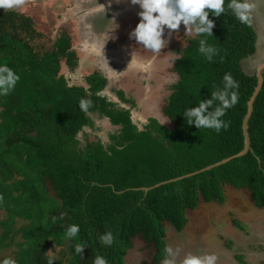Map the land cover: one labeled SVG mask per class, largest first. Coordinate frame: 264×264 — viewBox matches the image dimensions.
<instances>
[{
	"label": "trees",
	"instance_id": "1",
	"mask_svg": "<svg viewBox=\"0 0 264 264\" xmlns=\"http://www.w3.org/2000/svg\"><path fill=\"white\" fill-rule=\"evenodd\" d=\"M210 19L215 27L208 43L219 55L207 61L197 51L201 37L195 35L178 50V79L163 109L173 125L151 117L139 127L131 108L104 93L108 77L102 72L86 76L85 84L70 82L64 67L79 65L70 34L47 46L41 41L47 33L35 18L0 9V64L20 75L14 90L0 96V215H6L0 221V248L22 237L16 264H47L55 247L69 254L68 263L57 259L54 264H93L97 254L109 264H126L136 237L154 245L159 264L166 223L183 231L187 211L202 201L225 203L227 186L248 189L254 204L264 208V84L250 119L253 151L148 193L134 189L198 171L245 147L243 122L258 78L246 74L241 61L256 51L257 32L230 14ZM229 72L240 87L238 103L223 117L230 121L227 130L187 125L183 111L211 98ZM114 91L123 103L136 105L123 89ZM82 98L92 101L87 112L79 108ZM95 115L118 127L107 142L87 130L93 129ZM72 224L80 225V234L69 241L65 232ZM107 231L115 236L112 246L98 242ZM81 241L87 244L82 257L74 252Z\"/></svg>",
	"mask_w": 264,
	"mask_h": 264
},
{
	"label": "rangeland",
	"instance_id": "2",
	"mask_svg": "<svg viewBox=\"0 0 264 264\" xmlns=\"http://www.w3.org/2000/svg\"><path fill=\"white\" fill-rule=\"evenodd\" d=\"M97 9L108 13L111 20L109 28L112 30L106 35L105 25L101 29L104 36L102 42L96 43L93 39H87L86 42L83 23L87 24L89 17ZM16 10L36 19L37 27L47 33L43 38L45 41L41 40L47 46L61 34L71 32L69 23L59 26L58 21L66 16L70 22V16L74 12L72 42H76L78 47L81 45L75 51L77 55L80 53L82 57H86V62L84 59L82 69L77 67L69 72L70 82L85 84L86 76L100 71L110 79L107 88L111 86V94H116L114 90L123 89L127 97L135 99L134 107L120 99L116 100L122 106L132 109L139 127L148 123L151 117H157L169 126L173 125L163 109L172 92L171 86L178 79L174 61L179 56L178 50L186 46L188 39L194 36L185 34L183 24L178 31L173 32L167 47L157 55L137 45L130 38V32L139 22L138 6L131 5L130 0H26L24 6ZM61 20L65 21L64 18ZM167 32L166 29L165 35ZM91 42L92 45L96 43L99 49L88 48L87 44L90 45ZM102 46L108 61L101 60L98 55ZM149 61L151 63L146 67L145 64ZM107 88L105 90L110 92ZM94 118L93 129L89 127L87 130L107 142L118 127L113 126L105 117L95 115ZM80 137L85 140L83 132ZM90 139L94 137L91 136ZM48 188L54 196L51 184H48ZM226 193L225 203L202 201L197 209L188 210L189 222L183 231L179 232L169 222L166 223L167 245L180 250L177 264L188 253H215L219 257L217 264H264V208L254 204L248 189L227 186ZM4 218L5 214L0 215V221ZM21 238L16 237L11 247L4 245L0 248V261L9 257L14 260L17 258V242ZM50 253L58 257V260L68 263L66 258L69 253L65 248L55 247ZM155 254L153 244L147 243L142 237H136L133 248L126 256V264H158Z\"/></svg>",
	"mask_w": 264,
	"mask_h": 264
},
{
	"label": "clouds",
	"instance_id": "3",
	"mask_svg": "<svg viewBox=\"0 0 264 264\" xmlns=\"http://www.w3.org/2000/svg\"><path fill=\"white\" fill-rule=\"evenodd\" d=\"M26 0H0V9L14 10L24 6ZM130 4L138 6L137 16L139 22L130 32V38L137 45L152 53L159 54L162 49L169 44L174 31L180 29L181 24L185 26V34L201 37L198 42V53L207 61L212 62L214 57L219 55V48L209 44L208 38L213 37L214 19L221 15L230 14L234 20L242 25L251 26L252 13L259 6L264 5V0H130ZM168 30L165 35V30ZM112 28L109 23L106 25L107 35ZM103 48L98 53L101 60L105 59ZM151 61L145 66H149ZM20 75L6 63L0 64V96H7L14 90ZM223 87L211 91V98L199 100L197 106L187 107L183 111L187 125H194L198 129H213L219 133L222 129L227 130L230 121H225L223 117L227 111L233 108L239 100L238 89L239 82L229 73L223 76ZM92 106V101L82 98L79 108L87 112ZM3 196L0 195V205L3 204ZM55 220V218H53ZM60 219H63L61 214ZM80 234V225H69L65 232V237L69 240H75ZM98 242L104 246H112L115 242V236L111 231L100 235ZM87 244L83 241L76 243L74 252L76 255L83 256V251ZM179 249H173L172 246L165 245L163 249L164 258L161 264H177ZM59 259L56 256L48 258L47 264H54ZM219 257L215 254H193L188 253L180 261V264H217ZM0 264H16L13 258H5ZM93 264H109L107 258L97 254L93 259Z\"/></svg>",
	"mask_w": 264,
	"mask_h": 264
},
{
	"label": "water",
	"instance_id": "4",
	"mask_svg": "<svg viewBox=\"0 0 264 264\" xmlns=\"http://www.w3.org/2000/svg\"><path fill=\"white\" fill-rule=\"evenodd\" d=\"M252 16H253L252 25L257 32L256 51L253 54L242 59L241 64H242V68L246 72V74H248L250 76H256L258 78V84L255 88L253 95L251 96V98L248 102V110H247V113L245 115L244 122H243V129H244V136H245V147H244V149L242 151H240L239 153L233 155V156L227 157L221 161L213 163V164H211V165H209L203 169H200L198 171H195V172H192V173L180 176V177H176V178H173L170 180H166V181L157 183L154 186H143V187H137L134 189L144 190L146 193H148L150 190H152L155 187L161 186V185L166 184L168 182L178 181L180 179L190 177V176H193L195 174H198V173H201V172H204L207 170H211L214 167L225 164V163L231 161L232 159H234L236 157L244 156L248 152L253 151L252 150L251 135L249 132L250 119H251L253 112H254L255 101H256L259 93L261 92L263 84H264V5H259L253 11ZM122 192H124V191H122Z\"/></svg>",
	"mask_w": 264,
	"mask_h": 264
},
{
	"label": "crops",
	"instance_id": "5",
	"mask_svg": "<svg viewBox=\"0 0 264 264\" xmlns=\"http://www.w3.org/2000/svg\"><path fill=\"white\" fill-rule=\"evenodd\" d=\"M99 1H103V0H99ZM44 2H46V0H44ZM63 16V15H62ZM109 15H108V13H106V12H104V11H101V9L99 10V9H97V10H95L94 12H93V14L89 17V19H88V23L86 24V23H83V28H84V34L86 35V40H84V41H88L89 39H93V40H96V43H99V41L100 42H102V37H104V36H102L103 34H102V30L101 29H103V27L105 26V25H107V23H109L110 24V22H111V20H109V17H108ZM71 17V19H70V22H72V23H70V22H68V17H66V16H63V18H64V22L61 20V19H63L62 17H61V19L58 21V25L59 26H61V25H68L67 23H69V28H71V32L69 33L72 37H73V39H74V12L72 13V15L70 16ZM106 19H108V22L106 21ZM111 19V18H110ZM65 22H67V23H65ZM112 24V23H111ZM72 26H73V28H72ZM117 27H118V25H117ZM117 27H116V31H117ZM118 32V31H117ZM88 39V40H87ZM93 44L92 45V42L90 43V45L89 44H87V47L88 48H94V49H96V48H98L99 49V47H97V44ZM79 47H81V45H79ZM78 47V45L76 44V42H73V48L75 49V50H77V48H79ZM83 47H84V45H83ZM117 48V46H115V49ZM79 65H78V67L79 68H83V65L85 64L84 63V59L86 58V57H82L81 56V54L79 53ZM85 62H86V59H85ZM100 70V69H99ZM73 70L72 69H70L68 66H65L64 67V73L68 76V74H69V72L71 73ZM95 71V70H94ZM110 79H108V81H109ZM110 88H111V86L110 87H108L107 89L108 90H110ZM117 89V88H116ZM117 90H120V89H117ZM109 92V91H108ZM107 92V90H105L104 91V93L105 94H107L112 100L113 99H117V100H119V97H118V95L117 94H111V90H110V92L108 93ZM110 122V121H109ZM88 131H90L89 129H88ZM251 196V195H250ZM247 261V260H246Z\"/></svg>",
	"mask_w": 264,
	"mask_h": 264
},
{
	"label": "flooded vegetation",
	"instance_id": "6",
	"mask_svg": "<svg viewBox=\"0 0 264 264\" xmlns=\"http://www.w3.org/2000/svg\"><path fill=\"white\" fill-rule=\"evenodd\" d=\"M106 21L108 22V19H106ZM108 51V50H107Z\"/></svg>",
	"mask_w": 264,
	"mask_h": 264
}]
</instances>
